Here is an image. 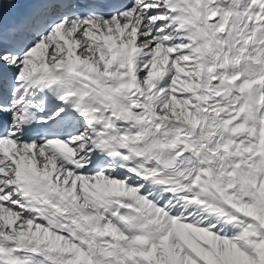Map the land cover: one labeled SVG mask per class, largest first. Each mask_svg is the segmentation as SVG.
I'll return each mask as SVG.
<instances>
[{
    "label": "snow or ice",
    "instance_id": "6c2138e0",
    "mask_svg": "<svg viewBox=\"0 0 264 264\" xmlns=\"http://www.w3.org/2000/svg\"><path fill=\"white\" fill-rule=\"evenodd\" d=\"M0 264H264V0H0Z\"/></svg>",
    "mask_w": 264,
    "mask_h": 264
}]
</instances>
